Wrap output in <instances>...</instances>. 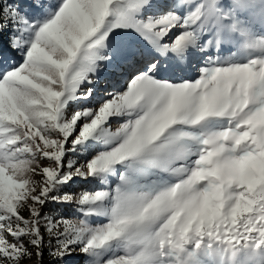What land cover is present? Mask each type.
<instances>
[{"label":"snow or ice","instance_id":"snow-or-ice-1","mask_svg":"<svg viewBox=\"0 0 264 264\" xmlns=\"http://www.w3.org/2000/svg\"><path fill=\"white\" fill-rule=\"evenodd\" d=\"M30 260L264 264V0H0V264Z\"/></svg>","mask_w":264,"mask_h":264},{"label":"rangeland","instance_id":"rangeland-1","mask_svg":"<svg viewBox=\"0 0 264 264\" xmlns=\"http://www.w3.org/2000/svg\"><path fill=\"white\" fill-rule=\"evenodd\" d=\"M104 83L106 82H102L100 85H98V87L102 88L104 86ZM118 125L116 123H113L112 124V128L113 130L117 127ZM82 159V157L80 158ZM45 164H47V162H44ZM35 179V177H34ZM91 180L89 181H80V180H77V181H74L73 184L69 185L67 190L70 191V192H77L79 189H81L82 187H92V184H91ZM83 183H86V184H83ZM82 185V187H80ZM62 211L65 212V214H67V212L71 211L70 208H65V209H62ZM103 218H101L100 220H97V223L99 222H102ZM48 257L47 255H45V260H47ZM27 264H35V261L34 260H30V261H27Z\"/></svg>","mask_w":264,"mask_h":264},{"label":"bare ground","instance_id":"bare-ground-1","mask_svg":"<svg viewBox=\"0 0 264 264\" xmlns=\"http://www.w3.org/2000/svg\"><path fill=\"white\" fill-rule=\"evenodd\" d=\"M93 102H94V101H93ZM93 183H94V181L91 182V184H93ZM83 184H86V183H83ZM80 187H82V185H81Z\"/></svg>","mask_w":264,"mask_h":264}]
</instances>
